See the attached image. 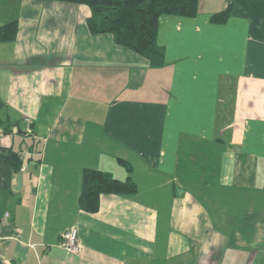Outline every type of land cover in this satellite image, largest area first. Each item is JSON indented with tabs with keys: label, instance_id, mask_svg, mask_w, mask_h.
Wrapping results in <instances>:
<instances>
[{
	"label": "crops",
	"instance_id": "crops-1",
	"mask_svg": "<svg viewBox=\"0 0 264 264\" xmlns=\"http://www.w3.org/2000/svg\"><path fill=\"white\" fill-rule=\"evenodd\" d=\"M90 14L0 0V25L19 22L15 40L0 41V264H264V0L163 14L162 67L92 34ZM91 99L105 106L99 120ZM11 149L28 151L26 169L9 163ZM85 167L131 175L138 191L105 193L87 212ZM71 227L75 254L60 245Z\"/></svg>",
	"mask_w": 264,
	"mask_h": 264
},
{
	"label": "trees",
	"instance_id": "trees-1",
	"mask_svg": "<svg viewBox=\"0 0 264 264\" xmlns=\"http://www.w3.org/2000/svg\"><path fill=\"white\" fill-rule=\"evenodd\" d=\"M52 1V0H51ZM86 4L91 9L87 26L92 34L111 33L116 43L128 47L149 59L151 66L165 65V48L158 41L160 17L163 14L196 16L200 0H54ZM232 5L212 15L214 22L223 23L232 12ZM19 30L17 19L0 25V41L15 40ZM6 103L0 95V127L5 125L1 111ZM6 128L8 126L6 125ZM33 134V133H32ZM29 134V135H32ZM36 143H33L32 148ZM22 150V149H21ZM20 151V150H19ZM19 151L11 149L6 158L20 171L23 159ZM127 170L132 165L123 158H118ZM138 184L131 175L119 178L110 170L85 167L82 172V185L79 205L87 212H96L101 206V196L105 193L134 194Z\"/></svg>",
	"mask_w": 264,
	"mask_h": 264
},
{
	"label": "built area",
	"instance_id": "built-area-1",
	"mask_svg": "<svg viewBox=\"0 0 264 264\" xmlns=\"http://www.w3.org/2000/svg\"><path fill=\"white\" fill-rule=\"evenodd\" d=\"M26 121V127L25 132L27 134H32L34 132L33 126H32V120L30 117L25 118ZM19 155L21 159H26L28 155V151L22 149L19 151ZM27 165H22V170L26 169ZM9 212L6 213V217H8ZM62 240L60 241V245L64 246L70 253H78L80 251V241L78 237V230L76 227H71L65 230L62 234Z\"/></svg>",
	"mask_w": 264,
	"mask_h": 264
},
{
	"label": "rangeland",
	"instance_id": "rangeland-1",
	"mask_svg": "<svg viewBox=\"0 0 264 264\" xmlns=\"http://www.w3.org/2000/svg\"><path fill=\"white\" fill-rule=\"evenodd\" d=\"M11 10H13L12 7H11ZM90 109H91V112H94L95 113L96 116H94V118L97 119V120H99L100 118H102L103 115H104V112H105V106H103V102L101 100L98 101V99H91ZM100 130H101L100 128L99 129L97 128L96 130H94L95 132L92 134L93 137H95V141L96 142L99 141V140H103V136L101 135ZM99 143H101V142H99ZM102 144H104V143H102ZM137 167L140 168V164H137ZM137 176H138L139 181H140V177L144 176L143 171L142 170L141 171H138ZM142 179H141V182H142Z\"/></svg>",
	"mask_w": 264,
	"mask_h": 264
},
{
	"label": "water",
	"instance_id": "water-1",
	"mask_svg": "<svg viewBox=\"0 0 264 264\" xmlns=\"http://www.w3.org/2000/svg\"><path fill=\"white\" fill-rule=\"evenodd\" d=\"M23 183V173H19L17 177V186L15 188H20Z\"/></svg>",
	"mask_w": 264,
	"mask_h": 264
}]
</instances>
